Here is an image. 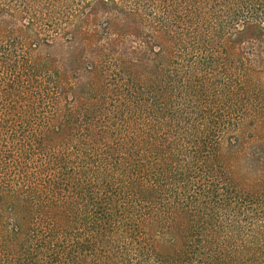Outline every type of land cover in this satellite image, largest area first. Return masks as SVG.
<instances>
[{
    "label": "trees",
    "instance_id": "trees-1",
    "mask_svg": "<svg viewBox=\"0 0 264 264\" xmlns=\"http://www.w3.org/2000/svg\"><path fill=\"white\" fill-rule=\"evenodd\" d=\"M0 264H264V0H0Z\"/></svg>",
    "mask_w": 264,
    "mask_h": 264
},
{
    "label": "rangeland",
    "instance_id": "rangeland-1",
    "mask_svg": "<svg viewBox=\"0 0 264 264\" xmlns=\"http://www.w3.org/2000/svg\"><path fill=\"white\" fill-rule=\"evenodd\" d=\"M251 54V53H250ZM250 128H252L251 126H250ZM157 132V131H156Z\"/></svg>",
    "mask_w": 264,
    "mask_h": 264
}]
</instances>
